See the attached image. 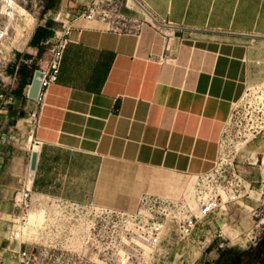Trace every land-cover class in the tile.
<instances>
[{
	"label": "crops",
	"instance_id": "0c3cea01",
	"mask_svg": "<svg viewBox=\"0 0 264 264\" xmlns=\"http://www.w3.org/2000/svg\"><path fill=\"white\" fill-rule=\"evenodd\" d=\"M119 2L122 23L77 16L66 33L34 131L41 145L29 185L45 198L133 213L144 196L184 202L188 178L215 169L235 105L248 87L264 83V0ZM87 3L58 5L73 10ZM17 21L23 47L13 52L23 62L16 84L0 86V136L25 129L33 106L25 85L49 55L37 58L29 43L44 24L29 14ZM29 164L26 152L0 142V232Z\"/></svg>",
	"mask_w": 264,
	"mask_h": 264
},
{
	"label": "built area",
	"instance_id": "2783aa9c",
	"mask_svg": "<svg viewBox=\"0 0 264 264\" xmlns=\"http://www.w3.org/2000/svg\"><path fill=\"white\" fill-rule=\"evenodd\" d=\"M13 1L19 3L18 7L22 8V12L8 4L4 12L6 20L12 11L14 18L29 14L39 22L45 9L44 0ZM99 8L94 1L84 9L74 6L73 10L62 14L63 27L58 41L48 49L49 55L44 64L39 62L33 69L34 71L39 68L42 76L38 77L40 84L36 98L33 99L26 122L22 124L25 129L13 127L7 134L0 136L1 143L10 144L29 156L33 152L37 153L41 144L34 140V131L45 106L48 88L57 79L67 42L66 33L73 20L77 16L85 19L120 20L117 6L109 9ZM11 33L12 26L7 25L6 21H1L0 86L3 88L16 84L23 62V59H17L9 48L8 39ZM9 64H13L12 72L8 71ZM29 85L30 82L25 85L26 90ZM2 97L3 94L0 93V98ZM262 106V111L254 116L255 126L252 130L255 133L258 132L257 128L264 129V125L259 128V124H264L263 103ZM221 143L222 139L220 146ZM31 174L27 167L24 183L14 196L15 211L10 216L4 237L8 246L0 247V264H111L112 260L115 264L165 263L173 252L169 247L190 243L200 224L221 209L215 192L208 196L200 194L196 213H193L185 201L172 202L152 196L142 197L133 213L95 205H79L32 193ZM257 243L255 241L252 246L256 247ZM11 245L17 246L18 249H11Z\"/></svg>",
	"mask_w": 264,
	"mask_h": 264
},
{
	"label": "rangeland",
	"instance_id": "374dc122",
	"mask_svg": "<svg viewBox=\"0 0 264 264\" xmlns=\"http://www.w3.org/2000/svg\"><path fill=\"white\" fill-rule=\"evenodd\" d=\"M45 5L52 0H44ZM60 0H55L50 9H44L39 24H46L51 20L49 30L50 39L43 42L44 51L53 47L58 41L62 27V14L69 10L58 5ZM87 4L95 1L99 9H109L117 6L120 0H87ZM5 0H0V22L6 21L2 15V6ZM81 4L82 0H77ZM14 2V8L22 12ZM86 6V4H85ZM59 13H61L59 15ZM114 23H122L117 18L107 20ZM21 21L14 26L13 39L11 45L13 51L22 48L20 39ZM264 83L248 87L245 95L239 101L228 121L225 133L222 138L219 159L215 169L201 177H190L184 201L190 206L191 197L194 202L190 208L196 213L199 208L198 197L200 194L208 196L216 193L221 209L216 214L198 227L197 233L190 243L180 247H169L173 250L172 258H168L165 263L155 262L153 264H201L207 259L211 264L218 263V250L229 252L228 257L236 262L239 256L254 247L252 243L264 241V181H260V173L264 171L262 158L264 156V129H258L255 133L252 130L255 124L254 116L262 111L264 104ZM260 115V114H257ZM264 124H259V128ZM244 151H249L248 155ZM245 157H242V156ZM222 192L227 196L223 199ZM5 230L0 232L5 235ZM172 237V236H171ZM255 239V241H254ZM194 241V242H192ZM8 246V243L0 237V246ZM212 245V246H211ZM211 248L217 249L210 253ZM11 249L17 250L15 245ZM111 264H115L112 260Z\"/></svg>",
	"mask_w": 264,
	"mask_h": 264
},
{
	"label": "trees",
	"instance_id": "16d2710c",
	"mask_svg": "<svg viewBox=\"0 0 264 264\" xmlns=\"http://www.w3.org/2000/svg\"><path fill=\"white\" fill-rule=\"evenodd\" d=\"M55 0L51 2H47L45 5V9H50L54 5ZM51 20H47L46 24L38 25L30 39V44L36 46L38 48V52L36 57H41L44 47L43 42L46 41L50 36L51 32L49 30ZM35 62H32V66H34ZM27 67L23 65L21 67V83L24 82L25 77L27 75ZM229 252L218 250L219 261L218 264H264V241H259L256 244V247L250 249L244 253H242L236 262L232 261L229 257Z\"/></svg>",
	"mask_w": 264,
	"mask_h": 264
},
{
	"label": "water",
	"instance_id": "95a60500",
	"mask_svg": "<svg viewBox=\"0 0 264 264\" xmlns=\"http://www.w3.org/2000/svg\"><path fill=\"white\" fill-rule=\"evenodd\" d=\"M41 76H42V71L39 68H36L33 71L32 78L30 81V85L27 89V96L31 99L36 98L37 91H38L39 84H40V80L38 77H41ZM36 160H37V153L33 152L30 156V164H29L30 172L35 171Z\"/></svg>",
	"mask_w": 264,
	"mask_h": 264
},
{
	"label": "bare ground",
	"instance_id": "6f19581e",
	"mask_svg": "<svg viewBox=\"0 0 264 264\" xmlns=\"http://www.w3.org/2000/svg\"><path fill=\"white\" fill-rule=\"evenodd\" d=\"M8 4L14 6L13 5L14 1L13 0H5V2L3 3V7H2L3 11L7 9V5ZM6 24L10 25V26H15L16 25L15 22H14V16H13V12L12 11L9 12V17L6 20ZM28 186H29V182H28ZM222 196H223V199L225 198V200H223V201H226L227 200V196H226V194L224 192H222Z\"/></svg>",
	"mask_w": 264,
	"mask_h": 264
}]
</instances>
